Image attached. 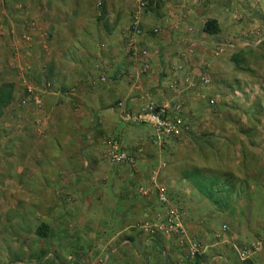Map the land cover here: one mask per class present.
Here are the masks:
<instances>
[{
	"label": "rangeland",
	"instance_id": "1",
	"mask_svg": "<svg viewBox=\"0 0 264 264\" xmlns=\"http://www.w3.org/2000/svg\"><path fill=\"white\" fill-rule=\"evenodd\" d=\"M198 1L179 3L197 5ZM169 3L148 0L140 15V30L146 12L164 11ZM135 4L133 0H0V84L14 86L11 104L0 118V264L110 261V235L104 231L110 222L102 223L103 218L107 221V211L94 206L98 207L100 198L105 206L114 202L112 193L100 191L111 185L105 175L110 172L121 180L130 167L115 166L105 158L111 140L126 148L120 135L112 132L99 137L96 134L102 129L93 132L83 126L91 124L90 112L86 113L91 95L106 88L115 57L123 59L126 52L122 41H117L115 50L110 46L111 26L115 21L124 29L129 22L131 30ZM201 4L204 14L194 25L198 33L208 34V50L191 44H182L181 49L191 59L199 53L198 59L208 55V72L201 66L204 76L199 80L201 88L208 87V95H200L204 105L189 120L198 123L192 129L184 118L187 130L167 148L147 144L149 150L142 140L136 146L154 161H165L164 169L182 174L185 186L195 191L189 190L188 195L198 199L196 210L175 202L185 212L188 238L207 251L208 246L218 244L222 253L232 255L230 264H242L236 249L256 247L259 256L249 262L264 264V0H205ZM127 36L130 40L131 35ZM83 99L89 103L84 109ZM132 125L124 127L141 130L139 124ZM133 129L130 135L120 132L129 137L128 142ZM87 142L93 148L91 161L83 152ZM96 148L100 162L94 161ZM136 167L131 170L142 171ZM193 171L226 185L227 205L216 207L204 198L185 178ZM135 185L125 193L127 203L141 197H150L151 203L148 208L142 205L140 210L147 208V216L139 214L128 232L141 230L164 212L152 178L149 185ZM130 205L127 208L137 216L138 210L133 209L137 207ZM126 211H119L122 222ZM40 224L49 228L46 237L37 234ZM121 225L112 229L126 227ZM179 246L173 251L176 264L190 260L191 264H208L207 251L199 263L200 256L188 260L187 246Z\"/></svg>",
	"mask_w": 264,
	"mask_h": 264
},
{
	"label": "crops",
	"instance_id": "2",
	"mask_svg": "<svg viewBox=\"0 0 264 264\" xmlns=\"http://www.w3.org/2000/svg\"><path fill=\"white\" fill-rule=\"evenodd\" d=\"M202 2L205 3V0H199L197 5L189 3L184 4V2H181L180 5L179 0H171V3L165 6L164 11L158 12L159 9H150L151 11L149 10L145 14L146 16L143 19V30H140V35L138 37L134 36L131 30H129V22L125 24L124 29H121L114 21L111 26V42H109V44L113 47L112 49L115 50V47L118 46L117 41H122L120 42L122 44L121 48L124 49L125 47H123V45L126 46L127 44L126 52L122 55L124 57L123 59L115 57L114 62L116 65L115 68H113V76L108 80L106 88H102V90L96 89V91L95 88H93L95 93L91 95L93 98L92 103L90 102V106L86 108V113L90 112L91 124H88L86 127L83 126V129L89 127V130L97 132L100 128L102 132L96 134L99 137L102 135L110 136L109 134L112 132L116 135H120L121 138L119 139H121L126 149L130 147L128 150L134 152L136 151L135 146L140 140H142V145H149V140L145 138L147 136L149 137L150 130L145 125L141 124L138 125L141 127L140 131L133 129L134 127H124L130 124L136 126V124H124L118 120L116 115V103L118 99L121 103H124L127 110L132 114L138 113V110L147 97L158 104L166 103L170 105L169 102L172 101L174 104H180L182 106V116L188 123L190 122L189 120L198 115L197 113L200 112L199 106L201 104L204 105L202 100H200V95H208V87L204 90L199 84L200 78L204 76V68H201V66H204L206 69L205 71L208 72V55L198 59L199 53L191 59V55H186L185 57V53H183L181 49L184 45L190 46L191 44L194 46L197 45V48L205 47V49L208 50V34H204L203 32H201L202 34L198 33V28L194 25L195 22L201 20L199 18L204 14ZM169 15L171 17H169ZM207 15H205L206 18H208ZM188 30L191 31V34ZM127 34L131 35L130 40H128L129 36H127ZM197 61H200V63ZM212 63H214L213 60L211 61V64ZM77 77H80V80L82 79L79 75ZM86 103L85 99L80 101L82 109L85 108ZM193 112H195V115L192 116L191 113ZM197 123V121H192L189 126L194 129ZM79 125L80 124L77 123V127H79ZM132 129L134 133L131 137V141L128 142L129 137L123 134L121 135L120 132L127 131V135H130ZM173 140L175 139H169L163 148H167ZM148 145L146 147L150 150L149 146L151 145ZM90 148L92 147L89 142H87V145L86 143L83 144V152H85L87 161L92 160L91 155L93 148L91 151ZM99 148L101 149V147ZM96 149L98 152L94 156V161L100 162L101 153L99 154V149ZM78 160L82 165V159L78 157ZM159 160L161 161L162 159L159 158L158 161L157 159L154 161L153 158L145 153L138 158V165L139 168L142 167V171H140L139 168L140 172H136L137 170L135 169L131 170V168L124 170L121 180H118L120 178L115 177L110 172L105 175L109 178L111 185L110 187L105 185V187L100 188V191L102 194L108 192L112 193L114 202L105 206L102 200L103 198H100V201H96L98 207L94 206V208L105 209L107 211V221L103 218L102 223L105 225L107 222H110L108 224L109 228L104 229V231L110 235V242L108 244L112 248L111 251H113L110 253V261L108 264H176V256L173 251L176 248H180L179 239L161 236L151 237L140 229H132L128 232L129 226L134 224L139 216L141 217L139 214L143 212L142 215L144 214L143 216H147L145 212L148 211L147 208L151 200L150 197H141L142 199L139 198V200L136 199L132 200L131 203H127L128 201L125 200L124 197L125 193L131 192V186L135 182H137L139 186L144 183L149 185V181L152 178L150 170L154 169L152 167H154L155 164L157 165ZM147 166L151 167V169L147 168ZM113 183L117 185L114 187L112 185ZM185 183L182 174H172L167 168L159 172L155 181V185H158V188L164 189L165 192L168 193V197L173 204L179 201L178 204L183 206L180 204L183 202L187 210L194 211L197 208V205H194L198 199L196 197L194 200L189 198L188 191H195L192 190L191 187L185 186ZM101 201L102 205L100 204ZM144 204L147 208L140 210ZM129 205L131 208L133 206L137 207L133 208L138 210L137 216H134L133 211L127 208ZM121 210H127L124 213L123 222L122 215L119 212ZM93 215L96 221L98 217L96 214ZM97 222H100L99 219ZM121 223L126 226L124 229H120V231L118 229L117 231L112 229V225H121ZM87 239L89 240V237ZM92 239L96 240L97 238ZM164 241H167V243ZM217 245L218 244H213L208 246V251L202 249V255H200L198 262L200 263V260L205 257V251H207L208 255V264H230V261L233 262L232 255L226 252L222 253L221 247ZM92 248H95V245H92ZM240 250L241 249H236L237 257ZM91 251L93 252L94 249ZM247 251L248 250H246L247 258L245 260H240L238 258V261L243 263L247 260H257L256 258L259 256L257 250L254 252Z\"/></svg>",
	"mask_w": 264,
	"mask_h": 264
},
{
	"label": "built area",
	"instance_id": "3",
	"mask_svg": "<svg viewBox=\"0 0 264 264\" xmlns=\"http://www.w3.org/2000/svg\"><path fill=\"white\" fill-rule=\"evenodd\" d=\"M133 1L136 3V12L133 15L130 28L133 35L137 37L140 35V15L148 4V0ZM218 48V51L221 52L222 46ZM203 81L207 82L204 79ZM116 115L120 122L145 125L150 130L149 144L159 150L164 147L169 139H179L184 131L187 130L184 117L182 116V107L177 103L173 105L166 103L158 104L146 97L138 113L132 114L127 110L124 103L120 102L116 107ZM135 149V153L130 152L118 140H111L109 148L105 153V158L115 166L125 165L135 168L138 164L139 156L143 154L142 148L136 146ZM164 168L165 163L159 162L152 170L151 174L154 184L159 172ZM156 189L158 202L164 207V212L155 221L144 223L141 226V230L151 237H177L181 244L187 246L188 260L202 255V249L198 242L191 240L186 234L184 226L185 212L181 207L176 206L170 201L168 193L164 189L158 188V186H156ZM255 250L256 247L251 252ZM246 255V250L238 252L240 260H245L247 258ZM69 260H71V257H69ZM190 261L182 264H191Z\"/></svg>",
	"mask_w": 264,
	"mask_h": 264
},
{
	"label": "trees",
	"instance_id": "4",
	"mask_svg": "<svg viewBox=\"0 0 264 264\" xmlns=\"http://www.w3.org/2000/svg\"><path fill=\"white\" fill-rule=\"evenodd\" d=\"M234 65H238L237 57L232 58ZM13 89L14 86L11 83H2L0 84V118L3 115V110L11 104L13 98ZM185 178L189 180L197 191L206 198L212 205L216 207H221L228 203L229 199V189L226 185L220 184L215 179H206L200 177L196 171L191 172L186 175ZM49 228L40 224L37 229V234L41 237L47 236ZM242 264H250L249 261H244Z\"/></svg>",
	"mask_w": 264,
	"mask_h": 264
}]
</instances>
